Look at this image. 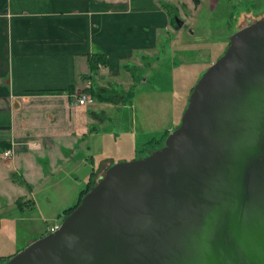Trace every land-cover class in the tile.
<instances>
[{"label": "water", "instance_id": "obj_1", "mask_svg": "<svg viewBox=\"0 0 264 264\" xmlns=\"http://www.w3.org/2000/svg\"><path fill=\"white\" fill-rule=\"evenodd\" d=\"M4 264H264V18L229 38L163 147L108 167Z\"/></svg>", "mask_w": 264, "mask_h": 264}, {"label": "crops", "instance_id": "obj_2", "mask_svg": "<svg viewBox=\"0 0 264 264\" xmlns=\"http://www.w3.org/2000/svg\"><path fill=\"white\" fill-rule=\"evenodd\" d=\"M187 1L0 0V228L30 216L43 225L4 259L44 236L52 228L44 229L48 220H60L59 212L53 218L40 214L34 195L49 180L60 182V171L71 176L70 165L93 154L91 142L115 119L108 108L120 113V105L77 106L75 95L93 89L96 80L116 78L121 65L155 50L170 37L174 7L186 8ZM92 55L108 61L95 74ZM22 200L32 210H21Z\"/></svg>", "mask_w": 264, "mask_h": 264}, {"label": "rangeland", "instance_id": "obj_3", "mask_svg": "<svg viewBox=\"0 0 264 264\" xmlns=\"http://www.w3.org/2000/svg\"><path fill=\"white\" fill-rule=\"evenodd\" d=\"M186 4V8L174 7V13L178 14L176 17L183 22L182 27L173 25L170 37L166 40L161 38L155 50L134 56L127 62V69H134L139 81L133 85L123 65L116 78L96 80V95L122 100L123 104H119V114L107 109L108 117L115 116V119L106 121L101 136L96 135L91 142L93 154L79 162L78 158L75 165H70L71 176L63 177L67 169L60 171V182L49 180L34 195L44 217L51 218L52 214L59 212L60 220L52 217L53 220L44 225L45 230L52 226L48 232L44 231L45 235L60 225L63 218L61 210L77 204L81 192L89 185L93 170L102 177L111 165L142 159L163 147L169 133L180 125L194 85L224 54L229 38L264 18V0H199L197 5L188 0ZM172 19L175 21V16ZM132 87L136 94L130 104L125 95ZM82 91L91 94L92 88ZM100 103L94 99L92 109H98ZM66 178L69 179L67 183L64 182ZM98 181V177L93 178V186ZM30 217L29 221L20 222L17 226L0 228V264L8 260L3 257L11 256L24 246L26 240L41 232L43 225L35 217ZM10 229L17 232L16 237L15 234L10 235ZM41 236L37 235L35 240Z\"/></svg>", "mask_w": 264, "mask_h": 264}, {"label": "trees", "instance_id": "obj_4", "mask_svg": "<svg viewBox=\"0 0 264 264\" xmlns=\"http://www.w3.org/2000/svg\"><path fill=\"white\" fill-rule=\"evenodd\" d=\"M192 1L194 2L195 5H197L198 2H199V0H192ZM177 15L178 14H175V13L172 14V17H171L172 25L177 26L176 23H175V21H173V19H172L174 16L176 17ZM107 63H108V61H107L106 57L103 56V55H92V57L89 58L90 69H91V71L94 74L96 72H98V64L102 65L103 67H107ZM122 68L125 69V72L128 73V75L130 76L131 81L133 82V85L135 84V82H137V80L139 81V79H137L135 77V73L133 72L134 69H129V68L127 69V67H125V66H123ZM95 92H96V90L93 88L92 89V92H91L92 98L95 99V100H98L101 103L113 104V105L123 104L122 103V100L121 101H115L114 99L110 98L109 96H103L102 97L100 95H96ZM135 94H136V89L134 87H132V88H130L126 92L125 99L129 103H131L130 101H131V99L134 98ZM167 134L168 133H166V135ZM94 175H95V173L92 172L91 175H90L89 185L87 186V188L83 192H81L77 204L75 206L71 207V208L65 209L62 212V215L61 216H63V218H65L66 216H68L78 206V204L80 203V200L82 199V197L93 187V178H94ZM21 183H22V181H21ZM19 200H21V199H18V204H19ZM28 202H30V201H24V200L20 201V203L22 204L20 206H23L20 209L23 210V211L24 210L25 211L32 210V207H30L31 205L28 206ZM18 207H19V205H18Z\"/></svg>", "mask_w": 264, "mask_h": 264}, {"label": "built area", "instance_id": "obj_5", "mask_svg": "<svg viewBox=\"0 0 264 264\" xmlns=\"http://www.w3.org/2000/svg\"><path fill=\"white\" fill-rule=\"evenodd\" d=\"M100 65V64H99ZM98 65V67H99ZM101 66V65H100ZM89 88V87H88ZM75 100H76V105L77 106H90L94 104V99L92 98V96L90 94H88L86 91H82L78 94L75 95ZM3 156L5 158H8L11 156V152L10 151H6L5 153H3ZM58 228V226H56L54 229H52L51 231H54Z\"/></svg>", "mask_w": 264, "mask_h": 264}, {"label": "flooded vegetation", "instance_id": "obj_6", "mask_svg": "<svg viewBox=\"0 0 264 264\" xmlns=\"http://www.w3.org/2000/svg\"><path fill=\"white\" fill-rule=\"evenodd\" d=\"M262 19V18H261Z\"/></svg>", "mask_w": 264, "mask_h": 264}]
</instances>
